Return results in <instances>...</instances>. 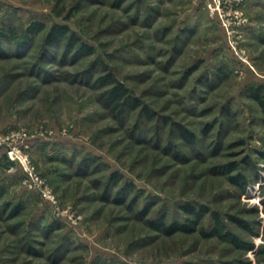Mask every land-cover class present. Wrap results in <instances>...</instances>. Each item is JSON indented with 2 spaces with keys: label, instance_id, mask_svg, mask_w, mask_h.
I'll use <instances>...</instances> for the list:
<instances>
[{
  "label": "rangeland",
  "instance_id": "obj_1",
  "mask_svg": "<svg viewBox=\"0 0 264 264\" xmlns=\"http://www.w3.org/2000/svg\"><path fill=\"white\" fill-rule=\"evenodd\" d=\"M225 9L239 24L200 0H0V27L45 24L26 47L3 43L0 139L30 135L34 170L73 215L57 219L0 146V264H264V115L247 89L264 85V8ZM53 24L94 53L45 47ZM97 60L138 108L117 119L103 106ZM187 205L207 211L194 231L149 226L192 225Z\"/></svg>",
  "mask_w": 264,
  "mask_h": 264
},
{
  "label": "trees",
  "instance_id": "obj_2",
  "mask_svg": "<svg viewBox=\"0 0 264 264\" xmlns=\"http://www.w3.org/2000/svg\"><path fill=\"white\" fill-rule=\"evenodd\" d=\"M44 29L45 24L41 21H32L31 23L27 24V26L23 29L20 34L16 33L13 29L8 30L5 27H0V52L5 49L3 44L5 40H10L14 42L18 48L26 47L27 44H29L32 39L36 36V34L43 31ZM61 42H65L64 56L69 53H72L75 59L81 56H88L94 53V47L82 40H79L76 34L71 32L70 28L67 25L53 24L48 29L45 35L44 46L49 48L56 46ZM97 64L103 67L102 69L104 70V73L102 75H98L94 79V82H96V84H98L99 86L106 87L100 95V101L103 106L111 113V115L118 119L120 118V116L126 115L127 113L134 111L136 108H138V106L140 105L139 99L130 94L129 89L122 82H119L115 78L112 71L107 70L106 65L104 66V64L101 63V61L99 60L93 63V65ZM92 69L85 71V78L88 82L93 79ZM247 89L248 96L253 98L259 104V106L263 110L264 115V85H252ZM144 112H146V114H150L149 108L144 107ZM178 127L183 137L189 139L190 141L194 140V134L191 131H189L188 129H186V127L180 124H178ZM81 160V163L78 165L80 168H82L80 172L86 173L91 163V159L89 157H84ZM4 161V165L7 166V157L4 159ZM112 176H116V173H113ZM118 178L119 177H115V179H113L116 182ZM3 193L4 189L2 186H0V196H2ZM8 204L9 203H6V205ZM20 208L21 203L16 205L17 212H19ZM185 208L189 213H192L193 211L194 216H196V218L192 222V225L179 221L167 222L164 220V217H161L158 219L149 220V226H152L153 228L160 230L161 232L167 235H170L176 231L192 232L195 230V227L199 220L202 218V215L205 214V212L207 211H205L206 209H202L201 211H195L192 208H189L188 205L187 207L185 206ZM149 209L150 207L146 206L143 213L147 214ZM216 234L218 233H216L215 231H212L210 233L203 232L204 236Z\"/></svg>",
  "mask_w": 264,
  "mask_h": 264
},
{
  "label": "built area",
  "instance_id": "obj_3",
  "mask_svg": "<svg viewBox=\"0 0 264 264\" xmlns=\"http://www.w3.org/2000/svg\"><path fill=\"white\" fill-rule=\"evenodd\" d=\"M207 6L212 13H218L222 17H226L225 21L239 24L240 16L234 12V17L228 19L225 6L232 0H200ZM30 135L25 131L12 130L6 133L5 138L0 139V146L5 149V154L8 160L7 169L9 171H17L22 176V183L24 187L36 193L43 201L48 202L55 217L59 220L72 219V213L67 214L60 206V203L49 188L42 174L36 172L31 164L30 159Z\"/></svg>",
  "mask_w": 264,
  "mask_h": 264
},
{
  "label": "crops",
  "instance_id": "obj_4",
  "mask_svg": "<svg viewBox=\"0 0 264 264\" xmlns=\"http://www.w3.org/2000/svg\"><path fill=\"white\" fill-rule=\"evenodd\" d=\"M248 4L251 6V9H254L255 11H258L257 8L259 7L264 8V0H248Z\"/></svg>",
  "mask_w": 264,
  "mask_h": 264
}]
</instances>
